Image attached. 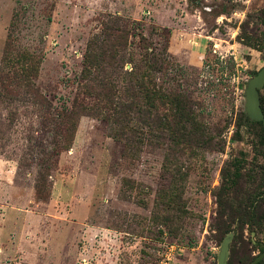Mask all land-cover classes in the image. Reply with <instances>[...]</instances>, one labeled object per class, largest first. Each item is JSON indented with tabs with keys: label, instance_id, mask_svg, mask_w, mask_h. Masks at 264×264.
I'll list each match as a JSON object with an SVG mask.
<instances>
[{
	"label": "rangeland",
	"instance_id": "1",
	"mask_svg": "<svg viewBox=\"0 0 264 264\" xmlns=\"http://www.w3.org/2000/svg\"><path fill=\"white\" fill-rule=\"evenodd\" d=\"M263 11L0 0V264H219L227 236L225 264L263 253L245 224L253 199L264 208L245 90L264 54L237 38L264 32ZM135 72L155 109L126 123Z\"/></svg>",
	"mask_w": 264,
	"mask_h": 264
},
{
	"label": "trees",
	"instance_id": "2",
	"mask_svg": "<svg viewBox=\"0 0 264 264\" xmlns=\"http://www.w3.org/2000/svg\"><path fill=\"white\" fill-rule=\"evenodd\" d=\"M264 12V11H263ZM246 24H241V34L237 36V38L241 39L243 43L249 47H252L264 54V32L261 34L254 33L253 31L247 32L245 30ZM134 72V71H133ZM130 78L132 79V82L135 84L131 87V105H127L124 107V111L121 114L122 118L126 121V123L131 122V117L134 110H131V107H136L135 111L138 114L137 119H142L141 117H146V119L151 116V110L155 109V103L153 101L154 96L156 95V91L152 86V89L149 90V86H145L146 80L144 78H148V75L145 72H135L130 73ZM151 85V82H148ZM142 101L140 105H138V102ZM260 106L261 110L264 115V96H260ZM188 114L185 116V119H188ZM245 119L252 124L260 126L264 131V123L263 122H252L247 117ZM146 124V123H144ZM183 128V126H182ZM264 135V133H263ZM261 138L264 139V136H261ZM264 170V168H263ZM261 183L264 185V173L262 176ZM38 191V190H37ZM264 191V189H263ZM257 198H259L261 201H264V192L260 195L257 194ZM255 200L253 199L250 203V209H249V215L245 220L246 225H250L251 227L256 226L258 229H264V208L263 210H258L257 202L255 204ZM257 211H260L257 213ZM243 220V216H242ZM244 224L242 222V225L240 227H243ZM226 232L225 234H227ZM264 259V258H263ZM257 264H262V261L258 262Z\"/></svg>",
	"mask_w": 264,
	"mask_h": 264
},
{
	"label": "water",
	"instance_id": "3",
	"mask_svg": "<svg viewBox=\"0 0 264 264\" xmlns=\"http://www.w3.org/2000/svg\"><path fill=\"white\" fill-rule=\"evenodd\" d=\"M264 85V69L257 73L255 77H253L247 85L245 90V113L247 117L251 121L255 122H263L264 123V115L260 106V97H259V89ZM229 236H227L222 243L221 251L218 257L219 264H225L226 257L228 254V243ZM264 257V252L257 256L251 264H257Z\"/></svg>",
	"mask_w": 264,
	"mask_h": 264
}]
</instances>
